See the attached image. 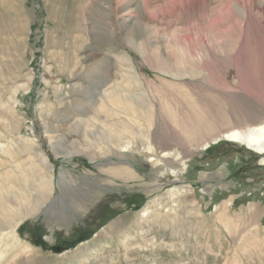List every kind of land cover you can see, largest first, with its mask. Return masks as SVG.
Listing matches in <instances>:
<instances>
[{"label":"rangeland","instance_id":"rangeland-1","mask_svg":"<svg viewBox=\"0 0 264 264\" xmlns=\"http://www.w3.org/2000/svg\"><path fill=\"white\" fill-rule=\"evenodd\" d=\"M116 1L106 12L110 0H0V182L8 195L13 184L32 197L49 193L4 236L2 264H264L263 155L218 137L264 122V5L245 34L217 39L201 33L222 0L198 10L148 0L149 11L162 5L170 16L146 18L124 39ZM125 67L141 83L124 91L153 106L146 127L122 109L108 118L123 121L129 151L105 138L121 130L101 121L106 112H89L114 84L125 86ZM42 176L52 184L36 190ZM174 187L190 190L165 214ZM228 199L230 221L216 222ZM158 201L159 216L156 206L140 217Z\"/></svg>","mask_w":264,"mask_h":264},{"label":"bare ground","instance_id":"bare-ground-1","mask_svg":"<svg viewBox=\"0 0 264 264\" xmlns=\"http://www.w3.org/2000/svg\"><path fill=\"white\" fill-rule=\"evenodd\" d=\"M184 1H186L188 3V6H192L194 9H197V10L203 9L205 7V4H206L205 3L206 0H184ZM116 2L118 4H120L118 7V11H119V14L120 13L122 14V15L120 14L121 15V17H120L121 22L128 23L127 24V30H125L126 32L124 33V39L125 38L128 39V36L130 35L129 29H131V33H132V31L134 32V30H135V32H136V30L139 31V29L141 28L140 25H142L141 24L142 21H145L146 18H149L151 20L156 21L157 19L170 16V14L168 12H166L167 10L164 7H162V5H158L153 10L149 11L147 8L148 0H117ZM222 5H223V7H222ZM262 5H264V0H222L220 6L218 8V12L216 13V18L214 20H212V18H211V21L213 22V26L210 28H206V29L204 26L205 30L202 29L201 35L205 38H207L209 36H211V37L217 36L218 37L217 39H220V38H222V36H220V35H223L230 30H233V31L236 30V31H238L239 35H243V34H245L247 28L250 26V24L248 22H252L254 19L259 20L260 15H261L260 10H261ZM182 6H183V3L181 4V2H179L178 7L180 8ZM173 7L175 8V3H174ZM104 9L106 10V12H110L109 10L112 11L111 0L107 6H104ZM133 12H135V13H133ZM204 20H206V19H204ZM109 27H111V26L109 25ZM219 27L222 29H220ZM141 29H143V28H141ZM195 29H197V28H195ZM196 31H198V30H196ZM199 38H198V41H199ZM212 40H214V39H212ZM209 41H211V40H209ZM133 43H135V42L133 41ZM202 44H203L202 42L201 43L198 42L197 46H199V48L203 47ZM135 45L137 48L140 49V43H135ZM157 50H159V49H157ZM145 51H146V49H145ZM147 51H146V53H147ZM174 51H175V49H174ZM140 54H142V53L140 52ZM155 54L159 56L160 53L158 54L157 52H155ZM173 56H175V55H173ZM143 57H145V56H143ZM147 57H149V56L147 55ZM153 57H154V55H153ZM123 58L127 62L132 64V60L126 54L123 55ZM151 58L152 57H150V59ZM172 60H174V59H172ZM147 61H146V63H147ZM153 62H151V63H153ZM125 68H127V67H125ZM124 77L126 78L125 86L122 87V86H120L119 83L114 84L113 89L105 92L103 98L101 100H99L98 104L94 105L95 103L94 104L92 103V105H90L89 112H90L91 117L94 119L95 118H101L100 113L106 112L105 117L101 121L106 122L107 124L112 125L115 128H116V126L119 125L121 127V130H119V128H118V129H116L117 132L109 133V135L105 136V138L108 139V141H112L113 143L116 142V140H118L117 138H121L120 141L118 140V142H117V144H119L120 149L122 151H129V149H131L133 147V143H131L130 140H125V136L122 137V133L126 132L124 125L121 123L123 121L122 120L110 121V119H108V118L113 116V113H117L118 109H120V111L122 109V112L125 113L127 116L138 115L139 117H141V119L144 122V126L146 127V125L149 126V123H152V122H150V120H151V117L153 116V112H152L153 106L149 105L150 102L149 103L145 102V99H144L145 96H143L141 92L139 94H136V93L133 94L132 93L133 97L137 98L136 100H133L131 98V92H132L131 88L128 92L124 91V90H126V88H128L130 86V83H127V82H129V81L133 82V79H135L136 82L141 83V80H139V76L135 73V71H132L128 67L127 71L125 72ZM239 81H241V80L239 79ZM120 82H121V80H120ZM123 82H124V80H122V84H123ZM121 100L124 102L123 108L120 106ZM108 104L111 105V107H109ZM137 104L139 105V106H137L138 108H136ZM110 108H112V110ZM210 111H212V110H210ZM152 120H153V118H152ZM211 121H213V120H211ZM137 122H139V121H137ZM131 125L132 124H130V127H131ZM115 128H114V130H115ZM185 128L183 129L184 131H185ZM103 129L105 130V128H103ZM98 131H100V130H98ZM121 131H123V132L120 133ZM153 131H154V129H153ZM131 132H133V131H131ZM139 134H141L140 135V143L143 145V149L150 151L152 145L151 146L149 145L150 142H149L148 134L143 132V131H141V133H139ZM183 134H185V133H183ZM218 137L243 144L247 148L254 150L257 153H261L263 155L262 160L264 161V122H260V123H257L255 125H252V126H245L244 128L230 127L229 129L222 131L221 134H218ZM193 138H194V136H193ZM215 139H216V137H215ZM206 140H208V139H206ZM145 142H146V145L144 144ZM91 144H94V143L91 142ZM206 144H207V142H206ZM110 146H112L111 143H110ZM35 153H37L36 156L40 157V159H41L40 161L44 165L51 168L52 165L40 153L39 150L35 149ZM145 153H146V151H145ZM66 154H73V153L69 152ZM162 155H169V153L164 152ZM172 155H173L172 157H174L176 159H178V157L180 158V154L178 152H175V154H172ZM117 169H119V168H114L113 170L116 171ZM5 181L9 182L7 179ZM12 182H17V180L12 179L11 184H12ZM51 184H52V180L50 178H44L42 176L37 180L35 188H36V190L45 189L47 186H49ZM6 188H9V186L8 185L5 186L3 184V182H0V263L1 264H2V262H4V256H5V253L7 252L6 251L7 247L5 245L6 244L5 237H8L9 233L10 234L13 233L15 226L21 222L23 217L29 216V215L34 213L36 206L39 204V200L41 198H47V196L49 195V193H48V194H44L41 196H37L34 193H32V195H33V197H32V196H29L28 193H22V192L19 193V189L15 190L16 187L14 186V184L12 185V187L10 185V188H12L13 192H11L8 195L5 191H3V190H6ZM189 190L190 189H188V188H179V187H174L173 189L169 190V197H170L171 202L168 205V207L165 209V214L169 211H173V212L177 211L176 209H178L180 207L178 200H177L178 197L186 195L189 192ZM15 191L18 194H14ZM231 201H232L231 199L224 201V203L221 204L216 209V212L214 214V220L216 222L225 224L226 222L230 221V218L226 214L228 211V206L230 205ZM156 206H157V208H156L157 211L154 210L152 215L154 217L159 216L160 212L158 211V208H161L162 206H160V202L158 201L157 204H155V203L153 205L146 204L141 209V211L139 212L140 217L146 218L149 215H151L149 213L152 211V207H156ZM199 212L202 213L201 211H197V212H195V215H197V216L201 215V214H199ZM5 233H8V234H5ZM13 238H15V237H13Z\"/></svg>","mask_w":264,"mask_h":264}]
</instances>
